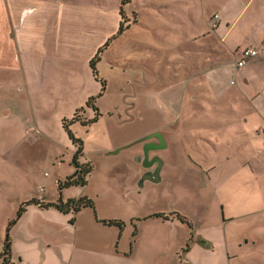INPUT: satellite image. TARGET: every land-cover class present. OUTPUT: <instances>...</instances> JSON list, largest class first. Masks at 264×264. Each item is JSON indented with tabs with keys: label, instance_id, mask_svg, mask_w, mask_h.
Instances as JSON below:
<instances>
[{
	"label": "rangeland",
	"instance_id": "obj_1",
	"mask_svg": "<svg viewBox=\"0 0 264 264\" xmlns=\"http://www.w3.org/2000/svg\"><path fill=\"white\" fill-rule=\"evenodd\" d=\"M142 1L152 13L144 17L151 28L120 35L113 51L96 62L105 81L95 98L101 115L88 125L68 126L93 167L84 186L57 188L73 171L75 146L53 124L47 132L34 129L37 118L19 80L0 70V252L7 232L11 264H88L100 254L107 264H264V63L257 82L241 92L242 84L232 80L217 98L218 79L229 82L227 69L236 71L231 57L226 55L225 68L214 67L215 55L201 51L197 67V56L180 52L188 44L196 48L199 39L191 34L205 27L198 0L191 6L192 0ZM213 5L200 1L207 13ZM135 15L125 16V28ZM180 79L186 82L183 94ZM151 139L160 143L147 153L149 164L137 163ZM81 195L94 201L98 218L124 222L120 236L116 227L96 224L89 207L73 223L71 213L31 204L15 214L32 197L56 202ZM156 213L174 221L162 223Z\"/></svg>",
	"mask_w": 264,
	"mask_h": 264
},
{
	"label": "crops",
	"instance_id": "obj_2",
	"mask_svg": "<svg viewBox=\"0 0 264 264\" xmlns=\"http://www.w3.org/2000/svg\"><path fill=\"white\" fill-rule=\"evenodd\" d=\"M200 1L198 0L197 5L200 20L205 27L191 34L192 40L199 39L198 46H183L181 55L191 53L197 56L192 66L199 67L201 51H206L208 55H215L214 60L217 62H213L214 67L220 68H225L223 63H228L225 57L229 55L236 71L227 69L226 72L230 74L229 82L225 77L223 80L218 79L219 86L215 90L219 93L217 97L226 95L232 80L235 84H242V87H238L242 92L258 81L259 64L264 63V0H210L214 4L212 13L201 10ZM139 2L143 1L0 0V70L13 72L19 80V89L25 91L32 115L37 118L34 129L47 132L46 127L50 128L53 124L61 136L66 135V144L74 149L61 120L70 117L88 97L101 91V84L90 67L94 56H98L100 60L104 53L109 54L119 36L131 29L140 26L148 30L151 28L144 17L150 19L152 13L146 10V2L140 5ZM196 2L197 0L190 1V6ZM140 7L142 9L138 10ZM130 13L136 14L134 20H129L126 29L118 33L120 25L128 20V16H125ZM178 18L183 22V17ZM136 19L138 20L135 21ZM201 39L207 44H200ZM245 48H253L257 54L249 57L243 66L236 67L239 53ZM181 81L183 80H178L176 85L186 83ZM183 85L180 86L182 94ZM258 96L259 85L255 87L252 99L253 110L256 112L259 110ZM180 103L182 104V98ZM85 115L90 117L89 110ZM50 117L51 122H46ZM142 159L144 158L141 156L136 162L141 163ZM130 171L133 173L132 168ZM148 176L152 178L153 174ZM172 221V217L162 219L165 224H171ZM135 226L133 234L137 232ZM116 228L120 236L122 229ZM207 242L211 247L212 243ZM106 260L108 261V257L100 254V260L88 264H107Z\"/></svg>",
	"mask_w": 264,
	"mask_h": 264
},
{
	"label": "trees",
	"instance_id": "obj_3",
	"mask_svg": "<svg viewBox=\"0 0 264 264\" xmlns=\"http://www.w3.org/2000/svg\"><path fill=\"white\" fill-rule=\"evenodd\" d=\"M129 0H123V3H126ZM127 27V26H126ZM126 28L123 24L120 25L118 33L124 31ZM99 60L98 56H94V58L90 61V67L92 69V72L97 78L101 84V91L97 93L96 95H92L87 98L85 103L78 107L72 117H67V118H62V126L65 129L68 138L70 139L71 143L75 146V150L72 154V157L70 159V164L72 165L73 171L70 175L66 177L64 181H58L57 188L60 190L62 188L70 187V186H84L87 183V176L91 173L92 171V164L90 161L82 157L83 155V142L74 135V133L69 129V125L74 122L80 123L82 126L88 125L90 123L95 122L98 119V116L101 115L98 107L95 105L96 100L98 96L101 95L102 91L104 90L105 86V81L102 79H99L98 73L96 70V62ZM171 82H168L167 85H170ZM214 87V86H213ZM214 90V89H213ZM217 90V89H216ZM215 96L210 97L211 99L215 100ZM204 99V102H206L209 106H212L214 103L210 101V99H207L205 97H202ZM219 98V97H217ZM190 102H193L191 97H187V103L192 104ZM86 108H90L93 111V116L87 117L85 115ZM79 114H81L79 116ZM83 115V116H82ZM86 116V117H85ZM79 157H82V161H79ZM32 204L35 205L39 208L42 209H47V208H55L59 212L63 214L71 213V219L70 223H73L75 220V214L80 211V209L89 207L95 211L94 208V201L86 196V195H81L77 198H68L65 201H62L61 199H58L56 202H44L43 200L37 198V197H32L30 200L27 201H21V203L18 205V208L15 211V214L20 216L23 211H25V208L27 205ZM155 216L160 217L162 219H166L167 215H164V213H156ZM94 218L97 222L101 223L102 225L105 226H116L120 230L124 226V222L120 219L117 218H98L95 215L94 212ZM180 221H184L183 219H179ZM12 223V222H10ZM10 225V224H9ZM8 230V229H7ZM0 258L2 260V264H11V259H10V239L8 237V233L6 232V235L3 240V247L0 252Z\"/></svg>",
	"mask_w": 264,
	"mask_h": 264
},
{
	"label": "flooded vegetation",
	"instance_id": "obj_4",
	"mask_svg": "<svg viewBox=\"0 0 264 264\" xmlns=\"http://www.w3.org/2000/svg\"><path fill=\"white\" fill-rule=\"evenodd\" d=\"M149 143V144H148ZM160 142L159 141H157V140H149L147 143H146V145L144 146V148H145V150H146V153H148V155L150 154V153H152V152H155V151H152L153 149L152 148H155V147H157L158 146V144H159ZM161 143H163L162 141H161ZM162 145V144H161ZM163 146V145H162ZM155 153H153L152 155H154ZM151 155V156H152ZM143 157V151L141 150L140 151V155L138 156L137 155V159H139L140 157ZM161 158V156H160V153H158V156L157 155H155V157H154V159H157V158ZM144 158V157H143ZM142 162L146 165L147 163H148V161H147V157L145 158V159H142ZM141 162V163H142ZM149 164V163H148ZM144 168H146L145 166H144ZM145 170H147V169H144V174H146V175H152L153 173L152 172H146Z\"/></svg>",
	"mask_w": 264,
	"mask_h": 264
},
{
	"label": "built area",
	"instance_id": "obj_5",
	"mask_svg": "<svg viewBox=\"0 0 264 264\" xmlns=\"http://www.w3.org/2000/svg\"><path fill=\"white\" fill-rule=\"evenodd\" d=\"M257 51L253 48H245L240 51L239 57L236 60V67H241L245 64L249 57L255 56Z\"/></svg>",
	"mask_w": 264,
	"mask_h": 264
},
{
	"label": "water",
	"instance_id": "obj_6",
	"mask_svg": "<svg viewBox=\"0 0 264 264\" xmlns=\"http://www.w3.org/2000/svg\"><path fill=\"white\" fill-rule=\"evenodd\" d=\"M162 141V140H161ZM144 151H143V157H144V159L147 157V153H146V150H145V148L143 149ZM160 158H157V160H159ZM143 163V162H142ZM149 177V176H148ZM150 178V177H149ZM151 179V178H150Z\"/></svg>",
	"mask_w": 264,
	"mask_h": 264
}]
</instances>
